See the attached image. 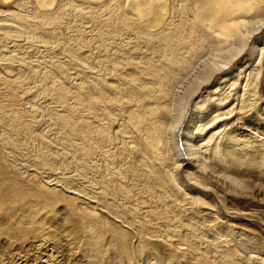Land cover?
I'll return each mask as SVG.
<instances>
[{
	"label": "rangeland",
	"instance_id": "374dc122",
	"mask_svg": "<svg viewBox=\"0 0 264 264\" xmlns=\"http://www.w3.org/2000/svg\"><path fill=\"white\" fill-rule=\"evenodd\" d=\"M209 12L0 0V264H264V27L218 71Z\"/></svg>",
	"mask_w": 264,
	"mask_h": 264
},
{
	"label": "bare ground",
	"instance_id": "6f19581e",
	"mask_svg": "<svg viewBox=\"0 0 264 264\" xmlns=\"http://www.w3.org/2000/svg\"><path fill=\"white\" fill-rule=\"evenodd\" d=\"M198 1H201V0H196V2H198ZM45 4H47V3H45ZM212 4L214 6V11L217 13V16H214V17L211 16L212 13H210V12H209V14L211 17L214 18L215 26L217 27V28H215L214 34H213L216 37V43L217 44L215 45V49H214L213 53H211V54L212 55L216 54L219 57V55L222 56L221 54L224 52V54H223L224 60H222V62L220 64H218V67H217L218 71H224V70L229 69L233 65V63L242 56V54L244 53V51L247 48L246 45H248L247 43H248L249 39L252 37L253 33L256 30H259L261 27H264V0H212ZM8 11H10V10H8ZM4 13H7V10H6V12L1 13L2 16H5V17H2L0 14V16L2 18H6V15H3ZM12 15H14V14H12ZM7 17H10V16H7ZM13 17L15 18V15ZM4 21H5V19H4ZM25 21L20 20V22L23 23V26H20V27H22V28L24 27V25L26 23ZM8 22L14 24L15 20L13 21L12 19H10ZM20 22H18V23L16 22V23L18 25H22ZM254 24H256L258 26L255 27ZM12 27H13V25H12ZM9 28L11 30V27H9ZM12 29H14V28H12ZM4 30H6V29H4ZM15 30H16V27H15ZM11 33H12V30H11ZM11 33L9 31V35ZM22 33H23V31H22ZM21 35H23V34H21ZM5 36H6V34H5ZM13 36H14V34H13ZM14 37H16V36H14ZM11 38H12V36H11ZM11 38H9V39H11ZM11 40H14V39H11ZM263 52H264V37H260L254 42V44L250 50V60L245 62V63H241L238 67L235 68V70H233V71L231 70L229 73L227 72L228 75L225 76L224 79H226V81H231V79H233L234 81H237L238 77H240L243 74L244 68L248 67L249 71H247V73L244 76L245 87L250 88V83L253 86L254 81L257 80V77H258V74H255L254 71L256 69H258V71L261 70L260 64H261V60L263 57ZM250 64H251V66H250ZM211 73H213V71H211ZM254 75H256V76H254ZM228 76H230V77L228 78ZM222 81H224V83L226 82L225 80H222ZM243 84H244V82H243ZM181 120H182V115L178 118L177 123L175 122L174 125H172V130H171L172 133L174 131L175 126H176L175 128L177 129V127L181 123ZM192 121H193V118L187 123V125L185 127V130L183 132V136H184L183 142H184L186 151L188 153L189 159L194 161V165H197V167H198V165L199 166L202 165V162H201L202 150L201 151L199 150L202 147L201 146L202 142L199 141L200 144H198L197 143L198 141L195 139V135L192 132V130H193L192 129V127H193ZM172 135H171V137H172ZM206 143H204V144H206ZM208 143H211V141ZM204 144H203V146H204ZM206 148H208L207 145H206ZM177 152H178L177 154L179 155L180 151L177 150Z\"/></svg>",
	"mask_w": 264,
	"mask_h": 264
}]
</instances>
